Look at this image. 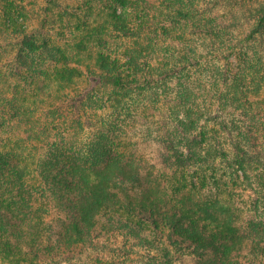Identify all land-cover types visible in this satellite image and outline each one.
<instances>
[{
	"label": "trees",
	"instance_id": "trees-1",
	"mask_svg": "<svg viewBox=\"0 0 264 264\" xmlns=\"http://www.w3.org/2000/svg\"><path fill=\"white\" fill-rule=\"evenodd\" d=\"M69 2L0 0V264H264V0Z\"/></svg>",
	"mask_w": 264,
	"mask_h": 264
},
{
	"label": "rangeland",
	"instance_id": "rangeland-1",
	"mask_svg": "<svg viewBox=\"0 0 264 264\" xmlns=\"http://www.w3.org/2000/svg\"><path fill=\"white\" fill-rule=\"evenodd\" d=\"M28 1L32 6V13L35 12L34 16L41 18L42 15L44 14L41 9L40 10L42 12L39 11L42 0H28ZM32 1L34 4H32ZM68 1H70L69 3H71V4L77 3L76 0H75V2H73L74 0H61V2H62L61 6H65V4ZM219 1H220V3L217 6L205 5V7H213V9H211V10L220 16V20L223 23H227V24L236 23L235 26L232 25L234 28L233 30L235 31L234 34H236V36L239 39H244L246 37V35L248 34V32L250 31V29L252 27V23H253V20H251L250 4L241 3L243 0H219ZM33 7H34V9H33ZM61 8H63V7H61ZM80 13L83 15L85 12H83L82 10H79V14ZM50 27L52 28L51 33L54 35V37L61 38L60 29L58 28L59 26H57V25L52 26V24H51ZM81 28H84V26L81 25ZM203 35L204 34H201V33H190L189 41H185V43H190L193 45H199V44L203 45V44H209L210 42H213L212 38H210L209 36H203ZM259 41H261V39ZM262 41H264V40H262ZM0 42L5 43L6 41H0ZM168 42H170V41H168ZM183 42L184 41H177L176 43H178L179 45H182ZM252 48H253V50H252ZM260 51L257 48L254 49V47H252V46L249 48V54L251 57L255 56L257 60L263 61L264 56H263L262 52H260ZM101 52L104 53L105 51L103 52V50H101ZM243 61H244V57L243 56L241 57L238 54L234 57H231V62L233 64V66H235L236 69L238 68V70L240 67L239 65H241L243 63ZM251 192H252V190H249V189L244 191V196L249 199ZM236 198H237V200H240V199H238V196ZM238 202L239 201H237L235 204L238 205L239 204ZM235 211H236L235 213H236L237 219L245 220L246 212H240L238 210H235ZM118 241H120V243H122L123 239L120 238V239H118ZM131 251L133 253H130L129 256L126 258H124L125 254L119 253V252L113 253V252L106 251L105 255H107L108 257H111L112 259H114V261L116 260L117 262L118 261L120 262V260L124 261V263L121 262V264H143L142 260L140 261V258H139L140 254L137 252H134V249H131ZM178 264H179V262H178ZM180 264H195V257L186 256L184 260H182V259L180 260Z\"/></svg>",
	"mask_w": 264,
	"mask_h": 264
}]
</instances>
